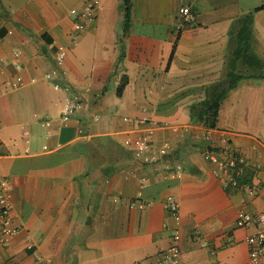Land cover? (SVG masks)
Returning <instances> with one entry per match:
<instances>
[{
	"label": "crops",
	"instance_id": "obj_1",
	"mask_svg": "<svg viewBox=\"0 0 264 264\" xmlns=\"http://www.w3.org/2000/svg\"><path fill=\"white\" fill-rule=\"evenodd\" d=\"M89 1L0 0V176L12 183L19 228L0 244V264L155 262L177 230L184 264H250L256 229L237 220L264 208V71L227 93L217 128L196 121L191 105L226 78L252 12L251 45L264 61V8L255 10L264 0H132L128 25L123 0H100L75 32L72 9ZM183 5L197 21L180 30ZM66 85L83 96L80 124L61 122ZM145 118L156 125L149 151L172 146L155 163L138 154ZM218 149L247 159L241 187L215 175L206 153ZM176 163L182 173L165 177Z\"/></svg>",
	"mask_w": 264,
	"mask_h": 264
},
{
	"label": "built area",
	"instance_id": "obj_2",
	"mask_svg": "<svg viewBox=\"0 0 264 264\" xmlns=\"http://www.w3.org/2000/svg\"><path fill=\"white\" fill-rule=\"evenodd\" d=\"M100 0H90L82 9H72L75 15L74 29L75 32H80L86 25L95 17L96 8ZM197 21L196 12L190 5H183L179 10V25L180 30L188 27ZM67 48L60 45L56 52V60L63 62L67 55ZM57 69L52 70L47 74L50 78L52 75L57 74ZM59 87V84H56ZM65 90L67 95L64 100L61 122L67 123L75 121L78 124L82 122V110L84 107V100L82 94L73 89L71 85H66ZM146 125V132L144 135V142L139 147L138 154L141 156L142 161L145 163H155L167 157L172 149L169 142H164L158 149L149 151L152 145L153 135L155 132L154 123L149 121L148 118L141 120ZM50 124L49 122L47 123ZM84 132L83 128H79V133ZM208 138L212 139L211 134ZM207 157L214 166L215 175L222 180L224 187L233 186L241 187L242 177L244 176L249 163L245 156L233 149L226 151L210 150L207 151ZM184 167L182 163H176L172 167H168L165 171V177H176L180 175ZM142 184L147 182V177L141 178ZM244 190L249 194H254L256 189L251 185H244ZM12 183L9 179L0 176V244H8L10 239L18 232L19 228L11 224L12 204ZM133 205L144 207V202H134ZM165 206L170 212L172 218L177 225L181 223V209L179 202L170 196L165 200ZM238 226L248 227L254 226L255 232L247 237L249 245L250 264H264V208L255 213H243L237 220ZM181 238L179 230L174 235V243L171 247L164 252L160 258L153 262H138L135 264H184L181 257V248L178 244ZM29 249H33V244H28ZM43 264H47L45 261Z\"/></svg>",
	"mask_w": 264,
	"mask_h": 264
},
{
	"label": "trees",
	"instance_id": "obj_3",
	"mask_svg": "<svg viewBox=\"0 0 264 264\" xmlns=\"http://www.w3.org/2000/svg\"><path fill=\"white\" fill-rule=\"evenodd\" d=\"M123 7L125 12V25H128L132 11V0H123ZM263 8L264 4L257 7L255 10L257 11ZM253 21L254 12L243 19V26L239 32L240 44L234 49L232 57L228 62L229 69L226 78L212 85L204 99L191 105L193 118L207 128H217L222 101L227 93L238 85L240 79L259 76L257 72L264 71V61L255 53L251 45ZM240 63L252 70L249 72H242L239 68ZM121 89H123V84L119 92H121Z\"/></svg>",
	"mask_w": 264,
	"mask_h": 264
}]
</instances>
